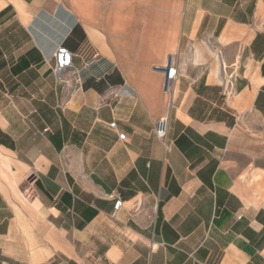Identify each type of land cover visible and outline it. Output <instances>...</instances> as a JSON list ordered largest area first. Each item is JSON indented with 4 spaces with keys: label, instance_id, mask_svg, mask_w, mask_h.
<instances>
[{
    "label": "crops",
    "instance_id": "crops-1",
    "mask_svg": "<svg viewBox=\"0 0 264 264\" xmlns=\"http://www.w3.org/2000/svg\"><path fill=\"white\" fill-rule=\"evenodd\" d=\"M1 156L0 264H264V0H0Z\"/></svg>",
    "mask_w": 264,
    "mask_h": 264
},
{
    "label": "built area",
    "instance_id": "built-area-1",
    "mask_svg": "<svg viewBox=\"0 0 264 264\" xmlns=\"http://www.w3.org/2000/svg\"><path fill=\"white\" fill-rule=\"evenodd\" d=\"M54 72L57 76L62 77L63 74L73 68V52L65 45L61 44L57 47L54 53ZM166 68L169 70L166 71ZM156 69H161L165 75L164 90L165 92H170L171 86L178 78L177 67L174 64V56L171 54L168 56L166 63L163 66H156ZM223 70L226 71V67L223 65ZM234 76L232 73H229V77L226 81L228 86H232ZM119 94L115 93V97H118ZM110 126L115 128L116 122H111ZM169 129V117L163 116L159 118L156 122L155 132L156 135L165 140L167 138V133ZM126 136L125 133H119V138L124 139ZM27 198L32 197V192L29 187L24 190ZM122 199L116 198L114 203V210H118L122 206Z\"/></svg>",
    "mask_w": 264,
    "mask_h": 264
},
{
    "label": "rangeland",
    "instance_id": "rangeland-1",
    "mask_svg": "<svg viewBox=\"0 0 264 264\" xmlns=\"http://www.w3.org/2000/svg\"><path fill=\"white\" fill-rule=\"evenodd\" d=\"M61 45V44H60ZM64 45V44H63ZM218 54L220 55V57L222 56V51L220 52H218ZM54 69V68H53ZM67 72V71H66ZM64 73L63 74V76H62V78H66L65 76H66V74L67 73ZM229 73H232L233 74V76H234V73L233 72H229ZM59 77V76H58ZM76 82H77V78H76V80H75ZM13 165H12V163H11V161L8 159V158H6V157H4V156H1V158H0V180L2 181V182H5V183H14V178H13V172H12V169H13V167H12ZM25 198L26 199H29V198H27L26 197V195H25Z\"/></svg>",
    "mask_w": 264,
    "mask_h": 264
}]
</instances>
